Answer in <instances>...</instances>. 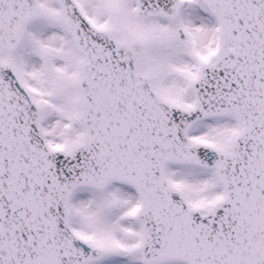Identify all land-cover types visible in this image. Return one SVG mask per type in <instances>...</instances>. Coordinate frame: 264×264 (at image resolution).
Instances as JSON below:
<instances>
[{
	"label": "snow or ice",
	"instance_id": "obj_1",
	"mask_svg": "<svg viewBox=\"0 0 264 264\" xmlns=\"http://www.w3.org/2000/svg\"><path fill=\"white\" fill-rule=\"evenodd\" d=\"M0 264H264V0H0Z\"/></svg>",
	"mask_w": 264,
	"mask_h": 264
}]
</instances>
